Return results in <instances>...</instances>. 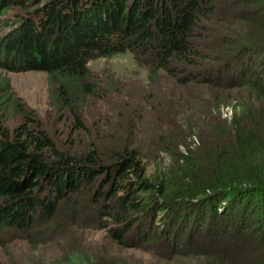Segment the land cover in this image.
I'll return each mask as SVG.
<instances>
[{
  "label": "trees",
  "instance_id": "trees-1",
  "mask_svg": "<svg viewBox=\"0 0 264 264\" xmlns=\"http://www.w3.org/2000/svg\"><path fill=\"white\" fill-rule=\"evenodd\" d=\"M20 2L0 0V16ZM22 12L0 22V67L47 73L52 110L73 124L58 139L28 114L11 128L0 122V237L9 230L37 250L73 229L77 246H63L53 264H129L82 247L92 229L156 259L264 264V0H39ZM120 52L167 72L194 109H207L196 111L206 128L192 141L187 105L172 109L149 150L168 154L167 165L149 170V145L130 140L133 122L100 152V127L81 118L77 104L95 89L87 61ZM195 84L209 94L190 91ZM7 90L0 80V114L22 113L5 105ZM233 90L242 100H218Z\"/></svg>",
  "mask_w": 264,
  "mask_h": 264
},
{
  "label": "rangeland",
  "instance_id": "rangeland-1",
  "mask_svg": "<svg viewBox=\"0 0 264 264\" xmlns=\"http://www.w3.org/2000/svg\"><path fill=\"white\" fill-rule=\"evenodd\" d=\"M38 1L21 0L20 3L13 5L7 13L0 16V22L4 19L11 22L13 18L18 17V14H23V6H30L31 9L35 7ZM7 31L6 28L3 30L0 28V37L5 35ZM87 66L89 77L95 83V89L92 94L79 100L77 107L83 122L87 126L93 127V130H95L96 127L94 126L96 124L98 125L97 128L100 127L101 135L97 140H94L98 151H106L105 148L113 143L111 142L112 135L117 137L116 131L119 130V125L122 122L130 121L135 125L130 138L131 142L133 141L139 145H149L146 148V156L144 157V160L149 164V170L157 165L159 161L167 165L170 161L168 154L162 151L149 153V150L153 147L152 142L155 133L157 134L170 123L168 118L172 117V109L174 110V107L182 104L187 105V107L183 106L181 111L191 113V121L193 122V124H189L192 134L188 137L191 141L194 140L193 137H196V134L203 137L206 126L198 120L196 111L205 112L207 109L202 107L200 110L199 106L194 109L193 101L185 95L188 87L179 86V83L170 77L167 72L150 70L146 65L142 66L136 63L130 52L96 56L87 61ZM0 80H4L8 87L9 98L5 105L16 104L17 107L20 104L18 108L23 109V112L19 114V109L6 108L1 112L2 115L0 114L2 124L11 128L23 119L25 114H28L40 121L49 134L58 139L64 138L73 122L65 117L61 118L60 113L52 110L53 105L49 99L52 88H50L47 73L36 69L8 70L0 67ZM190 88H193L190 91L197 90L199 94L204 96H207L210 90L203 84H195ZM226 93V91L218 92L220 102H229L233 99L232 96L236 95L241 97L239 100H242L244 95L241 90H233L229 92L230 95L226 98ZM198 99L199 97L194 101L197 103ZM147 102L149 103L142 108L141 103ZM230 103H233V101L228 104ZM157 105L161 107L155 110ZM127 108L128 110L120 115ZM130 108L134 111H130ZM220 111L221 118L226 117L231 111V106H220ZM84 142L82 141V143ZM72 231L73 229L66 233L65 236L68 239L59 245H56L57 239H53L39 244L37 250H33L26 240L16 236L9 230H4L1 233L2 237H0L2 241L0 245V264H53L49 262L48 258L60 257L61 248L74 243V239L68 237ZM81 246H86L89 250H92L93 254H107L109 257L112 254H118L129 264H199L197 259L191 257L174 258L173 260L156 259L149 256L156 255L150 248H145L142 250L143 252L129 248H119L107 237L106 231L103 229L87 230L81 238ZM68 248H74V246H67Z\"/></svg>",
  "mask_w": 264,
  "mask_h": 264
}]
</instances>
